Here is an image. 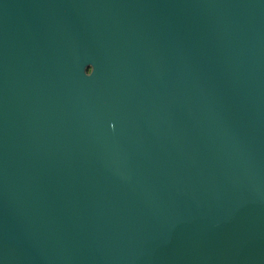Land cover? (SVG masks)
<instances>
[{
	"label": "water",
	"instance_id": "1",
	"mask_svg": "<svg viewBox=\"0 0 264 264\" xmlns=\"http://www.w3.org/2000/svg\"><path fill=\"white\" fill-rule=\"evenodd\" d=\"M0 264H264V0H0Z\"/></svg>",
	"mask_w": 264,
	"mask_h": 264
},
{
	"label": "snow or ice",
	"instance_id": "2",
	"mask_svg": "<svg viewBox=\"0 0 264 264\" xmlns=\"http://www.w3.org/2000/svg\"><path fill=\"white\" fill-rule=\"evenodd\" d=\"M92 71H94V69Z\"/></svg>",
	"mask_w": 264,
	"mask_h": 264
}]
</instances>
